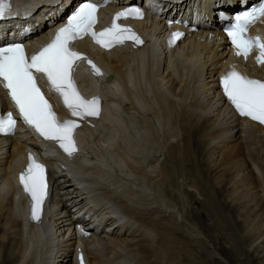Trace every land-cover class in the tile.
<instances>
[{"label": "bare ground", "instance_id": "6f19581e", "mask_svg": "<svg viewBox=\"0 0 264 264\" xmlns=\"http://www.w3.org/2000/svg\"><path fill=\"white\" fill-rule=\"evenodd\" d=\"M25 1L24 20H0L3 36L17 33L18 25L27 30L44 26L32 35L39 40L74 3ZM250 1L163 0V15L198 19L199 31L172 50L165 49L159 28L165 20L159 25L135 22L147 33L141 52H94L107 72L100 79L104 95L116 99H108L99 129L81 132L82 156L66 161L54 150H40L28 131L0 137V264H75V247L88 264H123L129 253L118 254L107 242L101 233L105 223L111 231L126 227L113 240L138 247L143 255L138 264H189L186 259L198 264L192 261L197 256L210 264L214 261L201 255L203 240L196 226L201 216L210 217L223 231L227 222L234 229V244L264 253V195L259 194L264 193V126L240 119L217 91L219 76L233 69L264 79V64L230 49L218 18V10L229 8L232 13ZM255 30L264 36V26ZM218 55L227 58L218 63ZM81 80L86 90L94 89L83 75ZM27 149L38 151L49 168L53 193L43 227L27 226L22 214L16 171ZM197 193L204 197L206 215L186 209L187 203L199 202ZM220 198L229 199L222 203ZM244 204L253 207L243 219L245 231L235 219ZM253 255H248V264H253ZM131 257L129 264L136 259Z\"/></svg>", "mask_w": 264, "mask_h": 264}, {"label": "snow or ice", "instance_id": "6c2138e0", "mask_svg": "<svg viewBox=\"0 0 264 264\" xmlns=\"http://www.w3.org/2000/svg\"><path fill=\"white\" fill-rule=\"evenodd\" d=\"M9 8L10 5L6 0H0V17H3ZM97 10L98 4L92 0L82 2L78 10L68 18L67 24L57 31L55 38L30 58L26 55L22 44L0 47V79L4 81V87L8 89L22 119L44 139L57 142L69 156L77 151L74 129L78 124L74 120L60 122L56 119L51 106L37 86L34 72L42 73L47 77L52 88L61 94L65 105L74 116L83 118L99 116V98L87 100L76 89L72 75L74 65L85 57L72 51L68 46L69 41L91 33L94 40L104 47L126 41L143 43L131 28L116 22L119 18L128 15L142 18L139 9L116 13L112 26L100 32L94 31ZM259 17H264V2L237 17V23L227 30V34L237 49V55L247 58L251 50L258 49L260 54L257 56V61L264 64V39L247 35L248 26ZM180 35L174 33L173 38ZM89 64L99 75V69L91 61ZM221 79L225 95L239 114L264 124V81L249 78L234 69ZM15 123L11 113L7 117L0 116V132H12ZM29 161L27 168L20 174V183L32 200V218L39 219L46 197V170L45 166L36 162L31 154Z\"/></svg>", "mask_w": 264, "mask_h": 264}, {"label": "rangeland", "instance_id": "374dc122", "mask_svg": "<svg viewBox=\"0 0 264 264\" xmlns=\"http://www.w3.org/2000/svg\"><path fill=\"white\" fill-rule=\"evenodd\" d=\"M226 58H227L226 56L221 55V57H220L218 55L216 57V60H218L217 61L218 63H221ZM246 135H247L246 133H242V137L244 138L243 140H245L244 142L247 141L246 143H248V141L250 139H248ZM252 147L254 148L256 146L253 145ZM164 151L165 150L163 149L162 153H164ZM218 154H219V152H216L215 156ZM262 154H264V153H262ZM256 167L254 166L253 169ZM254 171H255V169H254ZM256 171L258 174H261V172L258 168L256 169ZM259 194H260V197L264 195L263 192L259 193ZM257 198H259V196H257ZM196 199L199 202L195 203V201H193L191 203L189 202V204L187 203L186 209H189L191 212L200 211L202 214L204 213V215L208 214V210L206 209L204 202H203L204 197L200 196L197 193ZM223 199L224 198H220L222 203H224L223 201H226L229 198H227L226 200H223ZM181 201H183V199H181ZM239 208H238V211L236 212L237 214L235 215L236 223H237V226L241 225L242 230L245 231L244 226L247 225V223L246 222L244 223L243 219L245 217H247L249 214H252L253 207H252V204H249V205H245V207H239ZM227 213L229 214L228 210L226 209L223 214L228 217L230 214L228 215ZM238 213H239V215H238ZM90 220H91V218H89V221ZM220 220L222 221L223 219L220 218ZM261 220L259 221V223H261ZM192 224H193V222H192ZM234 224H235V222H233V225ZM102 225H103V227H101V233H106L107 236H104V238L107 240V242L110 245H113L114 249L117 251L118 254H121V255L126 254L127 255V252L124 253V251H128L129 254L127 255V257L130 258L132 255L131 258H133V259L136 258L134 261H132V263L137 262L138 257H143V255L140 252V249L138 247H136V248L135 247H127V246L125 247L124 245H120L117 243V241L113 240L117 237L116 235H118V233H121L126 228L125 226L122 229L116 230V228H115L114 231H111V228H109V227L106 228V226H105V225L109 226L108 223H105ZM196 226L199 228V231H198V233L200 234L199 237L201 240H203V242H202L203 247H202L201 255L204 257H208L209 261L211 259L214 261V263L210 262V264H212V263L213 264H248L247 263L249 261L248 255L252 254V253L254 254L253 259H252L253 264H264V253L261 252V249H259V250L257 249V251L254 252V248H251L248 245L240 246V245L234 244L233 235L231 233L232 230H234V229H233V226H231V227L228 226L227 222L223 223V226L226 228L225 229L226 231L225 230L223 231L222 229L219 230V229H217V227L214 226L213 220H210V217L201 216L198 219V223H196ZM227 226H228V228H227ZM221 227H222V225H221ZM102 229L103 230L106 229V230L102 232ZM115 231H116V234H115ZM132 231H133V228H132ZM123 232H125V231H123ZM109 235H110V237H108ZM113 235H114V238H113ZM121 237H120V239H122ZM260 240H261V238H260ZM260 240H258L259 243H260ZM111 242H113V243L116 242V243L113 244ZM259 243L257 244V247H255V249L258 248ZM104 245L105 244H102L101 245L102 247H100V246H98V247L103 248V247H105ZM203 248H204V250H203ZM131 249L136 250V251H133ZM225 249L228 251H226ZM129 251L132 252L133 254H131ZM74 252L75 251L71 252V256H72L71 258L72 259H74V254H75ZM135 252H136V254H135ZM109 256L111 257V259L115 258V257L113 258L111 255H109ZM129 258H127L125 261H123V264H125V263L129 264ZM188 261H189V264H191L190 259H186V262H188ZM192 261H194L196 263L199 262L198 264H207L203 261L201 262V260H200V258H198V256L196 258L193 257ZM117 262H120V260H118ZM137 264H138V262H137Z\"/></svg>", "mask_w": 264, "mask_h": 264}]
</instances>
